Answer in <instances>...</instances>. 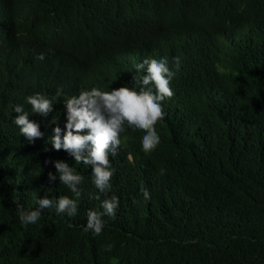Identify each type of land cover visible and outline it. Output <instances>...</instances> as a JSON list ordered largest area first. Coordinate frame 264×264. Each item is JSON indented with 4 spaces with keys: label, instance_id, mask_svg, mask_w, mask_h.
<instances>
[{
    "label": "trees",
    "instance_id": "trees-1",
    "mask_svg": "<svg viewBox=\"0 0 264 264\" xmlns=\"http://www.w3.org/2000/svg\"><path fill=\"white\" fill-rule=\"evenodd\" d=\"M166 1L9 0L3 33L13 60L0 61V264H264V0H183L199 26L149 35ZM154 53L181 57L155 125L160 143L145 154L144 133L126 129L116 156L109 154L111 190L89 199L98 192L91 166L48 142L55 125L63 130L62 104L49 122L30 115L43 132L31 143L12 122L14 105L27 111L26 95L57 88L69 95L132 87L142 75L136 65ZM60 58L67 61L58 69L45 68ZM53 159L83 177L77 213L45 209L37 223L21 225L13 199L30 209L38 196H72L58 179L49 183ZM113 195L115 218L103 217L99 236L82 231L86 210L100 211ZM107 244L111 253L98 252Z\"/></svg>",
    "mask_w": 264,
    "mask_h": 264
},
{
    "label": "clouds",
    "instance_id": "clouds-1",
    "mask_svg": "<svg viewBox=\"0 0 264 264\" xmlns=\"http://www.w3.org/2000/svg\"><path fill=\"white\" fill-rule=\"evenodd\" d=\"M10 8L11 4L8 3L3 9L0 34H3L2 22L10 29L12 13ZM199 22L200 18L186 7L183 0H167L163 12L148 26L146 33L155 36L176 29L191 30L198 27ZM5 40L6 37L0 41V50L6 48L8 51V46H4ZM94 49H91L89 58ZM38 58L42 60L43 54H39ZM135 60L136 58L132 61L133 65ZM66 61V58H60L50 62L51 64L45 68L56 70ZM180 64L179 55L168 57L154 53L136 65V72L142 75H134L132 87L120 86L122 82H119L108 88L99 85L85 87L73 95L63 94L60 88H57L51 96L41 92L28 94L24 97V103L30 106L25 111L23 104L16 103L13 109L16 115L13 116L12 122L18 127L19 133L31 143L35 138L43 136V132L39 121L30 119V115L38 114V120L41 119L43 123L49 122L55 108L62 104L65 115L63 130L58 124L55 125L48 142L54 150H65L75 164L82 163L87 168L91 166L90 179L98 192L88 193V198L99 200L100 193L107 196L111 190L114 170L111 167L109 154L113 158L116 156L122 146V134L126 129L144 133L139 146L145 154L150 153L160 143L161 137L155 125L165 115L161 102L174 94L170 81L176 75L174 69H179ZM58 98L62 100L57 104L55 101L59 100ZM50 162L55 171H48L49 183L58 179L59 184H63L72 196L59 195L55 200L47 195L38 196L37 206L30 209L25 208L19 200L13 199L17 219L21 225L37 223L44 215L42 210L45 209H52L57 215L68 217L77 213L83 177L65 159H53ZM158 171L163 174L165 169L161 167ZM138 190L145 201L150 200V192L146 187L141 185ZM133 202H135L134 197ZM118 207L119 200L113 195L100 202V211L94 208L87 209L82 231L90 232L94 237L99 236L106 227L103 217L114 219ZM112 250V245L107 244L102 249H98V252L111 253ZM110 259L114 258L110 257Z\"/></svg>",
    "mask_w": 264,
    "mask_h": 264
},
{
    "label": "bare ground",
    "instance_id": "bare-ground-1",
    "mask_svg": "<svg viewBox=\"0 0 264 264\" xmlns=\"http://www.w3.org/2000/svg\"><path fill=\"white\" fill-rule=\"evenodd\" d=\"M9 3V0H0V23H1V18H2V15H3V9H4V7H5V5L6 4H8ZM10 12H11V8H10ZM2 24H3V26H2V30H7L8 31V27H7V25L5 24V23H3L2 22ZM74 26H76V25H74ZM94 31V30H93ZM0 35H2L3 36V38L4 37H7V35H8V33H6V34H0ZM5 46H9L10 48L12 47L11 45H10V43H8L7 45H5ZM10 58H13L12 57V54H11V52H10V50L8 49V51H7V49L6 48H4V49H2L1 51H0V61H2V60H4V59H7L6 61H9V60H13V59H10ZM220 68V67H219ZM221 70V72H222V69H220ZM26 74V72H24V75ZM19 86H20V83H18V85L16 86V88H19ZM19 91H21V90H19ZM76 92L74 91V90H71V93H69V95H73V94H75ZM66 119V118H65Z\"/></svg>",
    "mask_w": 264,
    "mask_h": 264
}]
</instances>
